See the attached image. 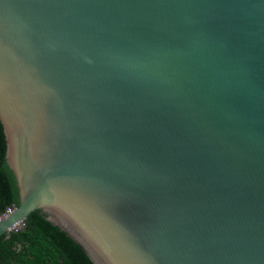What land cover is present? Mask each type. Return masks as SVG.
Instances as JSON below:
<instances>
[{
	"label": "water",
	"instance_id": "1",
	"mask_svg": "<svg viewBox=\"0 0 264 264\" xmlns=\"http://www.w3.org/2000/svg\"><path fill=\"white\" fill-rule=\"evenodd\" d=\"M20 207L95 264H264V0H0Z\"/></svg>",
	"mask_w": 264,
	"mask_h": 264
},
{
	"label": "trees",
	"instance_id": "2",
	"mask_svg": "<svg viewBox=\"0 0 264 264\" xmlns=\"http://www.w3.org/2000/svg\"><path fill=\"white\" fill-rule=\"evenodd\" d=\"M6 154V136L0 120V217L21 204L16 177L7 164ZM0 264L95 263L81 245L38 210L29 216L20 230L0 237Z\"/></svg>",
	"mask_w": 264,
	"mask_h": 264
},
{
	"label": "built area",
	"instance_id": "3",
	"mask_svg": "<svg viewBox=\"0 0 264 264\" xmlns=\"http://www.w3.org/2000/svg\"><path fill=\"white\" fill-rule=\"evenodd\" d=\"M15 210L16 209H8L7 210V212L2 216V217H0V219H5V218H7V217H9L10 215H12L14 212H15ZM23 227V226H22ZM21 227V228H22ZM20 228V229H21ZM20 229H17L15 232H17L18 230H20Z\"/></svg>",
	"mask_w": 264,
	"mask_h": 264
}]
</instances>
